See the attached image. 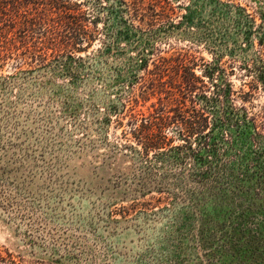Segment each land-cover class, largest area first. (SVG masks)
I'll use <instances>...</instances> for the list:
<instances>
[{
    "label": "rangeland",
    "instance_id": "1",
    "mask_svg": "<svg viewBox=\"0 0 264 264\" xmlns=\"http://www.w3.org/2000/svg\"><path fill=\"white\" fill-rule=\"evenodd\" d=\"M0 55L2 256L207 264L194 162L142 157L127 125L183 101L181 65L210 87L207 68H221L215 81L250 91L264 0H0Z\"/></svg>",
    "mask_w": 264,
    "mask_h": 264
},
{
    "label": "trees",
    "instance_id": "2",
    "mask_svg": "<svg viewBox=\"0 0 264 264\" xmlns=\"http://www.w3.org/2000/svg\"><path fill=\"white\" fill-rule=\"evenodd\" d=\"M181 66L186 72L180 85L183 101L170 111L155 110L148 117L132 114L127 125L130 135L146 159L164 157L184 168L189 160L194 162L191 178L206 191L202 248L207 264H225L242 252L248 255V264H264V104L254 103L259 89L264 90V65L255 68L251 90L240 95L225 74L214 80L221 68H207L210 87L194 67ZM175 137L183 143L174 146ZM158 192L166 194L164 189ZM8 257L0 252V264H17L14 257Z\"/></svg>",
    "mask_w": 264,
    "mask_h": 264
}]
</instances>
